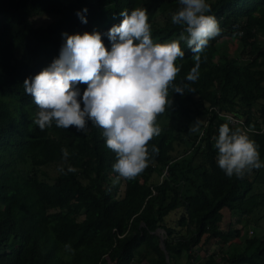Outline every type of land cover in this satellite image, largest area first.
<instances>
[{
  "label": "trees",
  "instance_id": "trees-1",
  "mask_svg": "<svg viewBox=\"0 0 264 264\" xmlns=\"http://www.w3.org/2000/svg\"><path fill=\"white\" fill-rule=\"evenodd\" d=\"M206 2L222 31L201 53L199 79H185L194 54L184 41L185 56L175 62L174 83L195 91L169 89L148 167L113 184L116 156L102 129L89 122L86 133L55 124L40 130L24 80L59 57L62 33L98 32L110 51L107 33L124 10L146 9L153 43L178 40L182 27L171 21L178 0H0V264H264V236L239 244L238 228L219 226L221 209L258 213L264 222V167L228 177L215 148L222 124L253 128L248 135L264 163V0ZM41 16L50 21L39 24ZM77 87L82 96L87 85ZM197 120L200 132L193 133ZM63 148L65 170L75 173L57 171ZM172 213L178 216L167 223ZM211 243L217 252L208 251Z\"/></svg>",
  "mask_w": 264,
  "mask_h": 264
},
{
  "label": "clouds",
  "instance_id": "clouds-1",
  "mask_svg": "<svg viewBox=\"0 0 264 264\" xmlns=\"http://www.w3.org/2000/svg\"><path fill=\"white\" fill-rule=\"evenodd\" d=\"M178 4V10L171 15L172 23L182 27L178 40L153 43L146 9L135 8L130 13L124 10L119 26H112L107 33L110 51L98 32L62 33L65 43L59 57L24 80L25 93L38 108L33 123L40 130L55 124L57 128L75 127L77 132L86 133L89 122L102 129L106 147L116 156L113 184L132 180L148 167V144L162 131L157 117L171 104L169 89L180 95L185 94V89L195 91L174 83L180 72L175 62L185 56L180 41L194 54V66L185 77L194 83L199 79L201 53L222 31L216 18L207 14L210 5L206 0H178ZM76 15L87 23L81 12ZM78 84L87 85L82 96ZM229 121L236 123L232 117ZM253 130L231 128L228 123L219 127L216 162L226 176L243 178L253 169L264 167L258 145L248 135ZM190 131L200 132L198 120ZM61 152L64 163L58 165L57 171L75 173L77 169L70 165L65 170L67 148ZM151 153H158L154 145ZM65 250L73 251L68 245Z\"/></svg>",
  "mask_w": 264,
  "mask_h": 264
},
{
  "label": "rangeland",
  "instance_id": "rangeland-1",
  "mask_svg": "<svg viewBox=\"0 0 264 264\" xmlns=\"http://www.w3.org/2000/svg\"><path fill=\"white\" fill-rule=\"evenodd\" d=\"M50 18L46 17H40L38 19L39 24H43L46 22H49ZM225 46L232 51H234V48L236 47L235 42L232 41H227ZM162 123V122H161ZM161 123H159V126H161ZM181 125H186V123L183 121L180 123ZM187 127H189V124H187ZM122 186L120 185V188ZM221 214H222V219L220 221V228L222 230H230V229H235L238 228L240 230V235L238 237L239 244L242 243L245 239L249 238H256V239H261L264 236V222L263 219L261 218L260 214H254V215H241L240 213L236 212H230L226 209H221ZM178 213L175 215L172 213V215H169L165 221L168 223L169 220L171 223L177 218ZM235 246L236 249L239 248V245L237 244H232L229 246V249ZM219 250V247L216 244L211 243L209 245V252H217ZM184 259L182 258L181 261Z\"/></svg>",
  "mask_w": 264,
  "mask_h": 264
},
{
  "label": "water",
  "instance_id": "water-1",
  "mask_svg": "<svg viewBox=\"0 0 264 264\" xmlns=\"http://www.w3.org/2000/svg\"><path fill=\"white\" fill-rule=\"evenodd\" d=\"M159 245H160V248L162 250H164V246H163V243H162V237H161V235H159ZM164 258L167 261V256H166V253L165 252H164Z\"/></svg>",
  "mask_w": 264,
  "mask_h": 264
},
{
  "label": "built area",
  "instance_id": "built-area-1",
  "mask_svg": "<svg viewBox=\"0 0 264 264\" xmlns=\"http://www.w3.org/2000/svg\"><path fill=\"white\" fill-rule=\"evenodd\" d=\"M223 117L225 118V119H227V120H229V117H231V116H229V115H223ZM234 119V118H233ZM235 121H236V119H234ZM230 122V121H229ZM237 122V121H236ZM231 123V122H230Z\"/></svg>",
  "mask_w": 264,
  "mask_h": 264
}]
</instances>
